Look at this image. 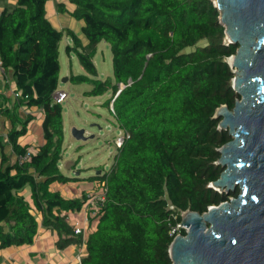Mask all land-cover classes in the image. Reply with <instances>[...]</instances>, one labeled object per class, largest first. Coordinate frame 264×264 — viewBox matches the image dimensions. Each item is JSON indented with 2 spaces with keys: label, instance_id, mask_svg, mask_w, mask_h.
Here are the masks:
<instances>
[{
  "label": "trees",
  "instance_id": "trees-1",
  "mask_svg": "<svg viewBox=\"0 0 264 264\" xmlns=\"http://www.w3.org/2000/svg\"><path fill=\"white\" fill-rule=\"evenodd\" d=\"M12 1L0 10V60L13 73L18 107L43 111L44 144L33 150L20 143L34 116L0 109L12 124L7 138L17 156L12 162L2 152L0 160V250L32 245L41 225L56 230L65 246L75 235L66 214L80 213L87 200L51 190L80 179L61 172L64 115L53 100L66 34L72 38L66 52H75L86 71L69 81L91 83L88 96L111 92L103 105L110 111L113 105L115 124L128 135L111 169L87 178L107 191L80 264H173L170 245L186 235L173 233L181 214H203L229 199L210 187L224 170L216 164L219 149L232 140L214 116L240 99L228 64L239 46L225 43L218 9L212 0H68L73 11L60 3L59 13L83 22L84 43L52 24L49 0ZM102 41L110 45L114 73L104 81L94 62ZM27 187L30 198L22 194Z\"/></svg>",
  "mask_w": 264,
  "mask_h": 264
},
{
  "label": "water",
  "instance_id": "water-1",
  "mask_svg": "<svg viewBox=\"0 0 264 264\" xmlns=\"http://www.w3.org/2000/svg\"><path fill=\"white\" fill-rule=\"evenodd\" d=\"M212 1L225 43L239 46L228 64L240 99L214 116L232 140L219 149L216 164L224 170L210 187L228 194L238 186L241 193L203 214L185 211L187 233L174 238L170 258L173 264H264V0ZM73 135L79 141L94 137L76 128Z\"/></svg>",
  "mask_w": 264,
  "mask_h": 264
},
{
  "label": "rangeland",
  "instance_id": "rangeland-1",
  "mask_svg": "<svg viewBox=\"0 0 264 264\" xmlns=\"http://www.w3.org/2000/svg\"><path fill=\"white\" fill-rule=\"evenodd\" d=\"M60 3H64L69 11L74 10V6L68 0H49L46 5L49 20L59 30L72 29L84 43H87L82 33L83 22L71 17L68 12L59 13L58 6ZM14 4L15 1L12 0H0V6L3 8ZM68 45H72V38L65 34L60 43L61 76L58 90L67 92L68 97L62 103L65 140L63 144L64 156L60 162V169L64 176L80 178L81 181L79 182H85L88 181L89 175H95L100 170L99 167L104 172L111 169L115 162L114 155L116 156L117 152L114 139L119 135L120 129L113 124L112 112L103 105L113 97L111 92L96 97L88 96L86 92L93 88L91 83L74 84L69 81L71 74L83 75L86 74V71L75 52L71 54L66 52ZM94 62L98 70L97 79L103 81L114 79L113 55L107 42L102 41L98 44ZM67 77L68 81L64 82V78ZM75 128L84 129L87 136L94 137L86 141H79L73 135ZM68 184L72 187L75 186V182ZM237 190L239 195L241 190L238 186L234 191L226 194L229 198L227 202L237 198L234 196ZM180 230H185L187 233V229L183 226Z\"/></svg>",
  "mask_w": 264,
  "mask_h": 264
},
{
  "label": "crops",
  "instance_id": "crops-1",
  "mask_svg": "<svg viewBox=\"0 0 264 264\" xmlns=\"http://www.w3.org/2000/svg\"><path fill=\"white\" fill-rule=\"evenodd\" d=\"M4 8L0 6V10ZM16 84L13 78L12 71H5L3 73L0 70V109L10 108L16 109L20 118L25 119L29 115L34 116V120L29 124V129L26 135L20 138V143L23 146H30L31 149H35L44 144L43 135V111L36 107H27L25 105H19L18 96L16 95ZM114 126L118 128L113 122ZM12 128V124L5 116L0 115V160L2 152L10 157L12 162L17 160V156L12 151V146L8 142V133ZM86 135V132H85ZM87 136V135H86ZM91 136V135H88ZM115 157V155H114ZM80 161V158H79ZM78 161V162H79ZM76 166V164H75ZM97 171L95 175L102 173V168ZM100 172V173H98ZM80 174V173H79ZM89 175L87 178L95 176ZM75 182V186L72 187L68 183H54L51 185L52 191H59L65 198H81L82 196H88L94 192H98L103 189L98 181H85ZM22 194L26 198H30L31 190L29 187L23 190ZM68 219L72 220L81 219V213H67ZM90 223H85L88 227L87 235L93 230L95 226V220L91 219ZM71 224V223H70ZM79 236L74 235L70 237V242L61 247L59 244L60 236L58 232L50 227L40 226L36 240L32 245L23 247H12L8 249L0 250V264H80V246L78 244ZM85 257L86 252L84 251Z\"/></svg>",
  "mask_w": 264,
  "mask_h": 264
},
{
  "label": "built area",
  "instance_id": "built-area-1",
  "mask_svg": "<svg viewBox=\"0 0 264 264\" xmlns=\"http://www.w3.org/2000/svg\"><path fill=\"white\" fill-rule=\"evenodd\" d=\"M0 70L5 73V69L2 66V62L0 60ZM17 96L20 95V93H16ZM68 97V93L65 91H59L57 90L53 94V100L55 103L62 104ZM111 111L114 112L113 105H111ZM128 137L127 133L124 130H120V133L118 136L114 139V144L116 147V151L118 152L119 149H121L124 145V142L126 138ZM116 152V153H117ZM106 189L103 188L98 192H94L93 194L88 196V199L86 200L84 209L80 212L82 214L81 219L72 220L71 226L74 230L75 235L82 236L83 241L80 246V255L79 258L82 260L83 252L86 250L85 242L87 238L88 233V227L85 226V223H90L91 219L96 220L101 215V210L103 207V204L105 202L106 198ZM184 214V212L182 213ZM182 225H178L177 228L173 230V233H176L177 230H180Z\"/></svg>",
  "mask_w": 264,
  "mask_h": 264
},
{
  "label": "bare ground",
  "instance_id": "bare-ground-1",
  "mask_svg": "<svg viewBox=\"0 0 264 264\" xmlns=\"http://www.w3.org/2000/svg\"><path fill=\"white\" fill-rule=\"evenodd\" d=\"M230 63H233V59H230ZM238 70V69H237ZM187 229V228H186Z\"/></svg>",
  "mask_w": 264,
  "mask_h": 264
}]
</instances>
